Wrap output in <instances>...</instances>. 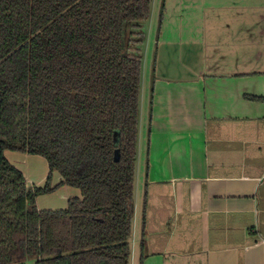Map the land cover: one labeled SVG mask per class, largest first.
Masks as SVG:
<instances>
[{
  "label": "trees",
  "instance_id": "16d2710c",
  "mask_svg": "<svg viewBox=\"0 0 264 264\" xmlns=\"http://www.w3.org/2000/svg\"><path fill=\"white\" fill-rule=\"evenodd\" d=\"M151 6L0 0V264H130ZM8 150L44 157L45 186L31 187ZM64 185L81 196L38 209Z\"/></svg>",
  "mask_w": 264,
  "mask_h": 264
},
{
  "label": "crops",
  "instance_id": "0c3cea01",
  "mask_svg": "<svg viewBox=\"0 0 264 264\" xmlns=\"http://www.w3.org/2000/svg\"><path fill=\"white\" fill-rule=\"evenodd\" d=\"M161 2L130 264H264V0Z\"/></svg>",
  "mask_w": 264,
  "mask_h": 264
},
{
  "label": "rangeland",
  "instance_id": "374dc122",
  "mask_svg": "<svg viewBox=\"0 0 264 264\" xmlns=\"http://www.w3.org/2000/svg\"><path fill=\"white\" fill-rule=\"evenodd\" d=\"M154 9L152 13H150V17L148 20L143 22L144 31H145V43L143 45V86H142V94L143 101L146 105L150 101V97L152 94V82H153V74L155 72V56H156V48L157 42L160 37L161 30V18H162V2L161 0L153 1ZM152 7V6H151ZM152 9V8H151ZM7 158L12 162L14 166L20 169L22 172L24 171L26 176H29L34 183V186L44 187L47 179L49 177V165L46 159L42 156L31 155V154H23L20 152L7 151L5 152ZM19 157V159L17 157ZM16 159L20 160L21 164H17ZM32 175V176H31ZM59 176L57 173H54L51 179V185L56 186L59 182ZM77 191H80L78 188L64 185L62 187H58L51 193L40 195L36 204L38 209L40 210H61L67 207V202L69 198L77 197L74 196ZM80 197V196H78ZM27 264H34L33 261H28Z\"/></svg>",
  "mask_w": 264,
  "mask_h": 264
},
{
  "label": "water",
  "instance_id": "95a60500",
  "mask_svg": "<svg viewBox=\"0 0 264 264\" xmlns=\"http://www.w3.org/2000/svg\"><path fill=\"white\" fill-rule=\"evenodd\" d=\"M115 157H116L117 160L119 159V153H118V151H116Z\"/></svg>",
  "mask_w": 264,
  "mask_h": 264
}]
</instances>
